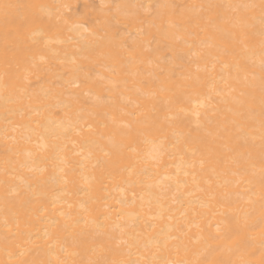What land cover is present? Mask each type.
Masks as SVG:
<instances>
[{
  "label": "bare ground",
  "instance_id": "6f19581e",
  "mask_svg": "<svg viewBox=\"0 0 264 264\" xmlns=\"http://www.w3.org/2000/svg\"><path fill=\"white\" fill-rule=\"evenodd\" d=\"M0 264H264V0H0Z\"/></svg>",
  "mask_w": 264,
  "mask_h": 264
},
{
  "label": "rangeland",
  "instance_id": "374dc122",
  "mask_svg": "<svg viewBox=\"0 0 264 264\" xmlns=\"http://www.w3.org/2000/svg\"><path fill=\"white\" fill-rule=\"evenodd\" d=\"M94 1H95V0H94ZM94 3H95V2H94ZM95 4H96V3H95ZM78 7H79V6H78ZM78 7H77V8H78ZM79 8H80V7H79ZM79 8H78V9H79Z\"/></svg>",
  "mask_w": 264,
  "mask_h": 264
},
{
  "label": "snow or ice",
  "instance_id": "6c2138e0",
  "mask_svg": "<svg viewBox=\"0 0 264 264\" xmlns=\"http://www.w3.org/2000/svg\"><path fill=\"white\" fill-rule=\"evenodd\" d=\"M5 7H8L7 5Z\"/></svg>",
  "mask_w": 264,
  "mask_h": 264
}]
</instances>
